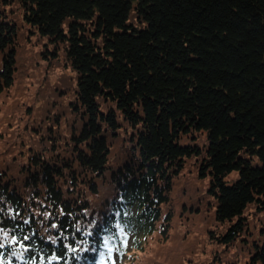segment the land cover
<instances>
[{"label":"trees","instance_id":"trees-1","mask_svg":"<svg viewBox=\"0 0 264 264\" xmlns=\"http://www.w3.org/2000/svg\"><path fill=\"white\" fill-rule=\"evenodd\" d=\"M28 52L70 79L47 107L59 127L0 151V264H105L129 231L135 253L170 242L192 171L206 184L177 214L224 250L243 239L264 209V0H0V96Z\"/></svg>","mask_w":264,"mask_h":264},{"label":"rangeland","instance_id":"rangeland-1","mask_svg":"<svg viewBox=\"0 0 264 264\" xmlns=\"http://www.w3.org/2000/svg\"><path fill=\"white\" fill-rule=\"evenodd\" d=\"M24 62L26 66L24 65L21 69L22 74L20 77L23 83H18L17 86L15 85L11 89L10 93L0 96V132L3 131L4 125L7 126L8 122L12 123L9 124L10 131L4 135V138H0V151L5 150L6 147L16 148L14 149L15 153L11 151L10 153L6 152L9 158L13 154L12 157L16 160L22 159V155L18 153L17 149L21 145L19 136L17 135L20 130L23 128L32 130V123L38 125L37 129L50 128L52 132H54L55 128L59 127V124L55 126V122L50 121V117L48 116L53 114L52 112L57 111V109L53 108L49 110L47 107L50 102H57L59 104L57 95L53 91L59 87L58 85L70 79L67 77L69 73L67 70L65 71L61 66H56L57 63L54 64V67H51L49 63L40 60L37 52H28V55L24 56ZM23 78H26L27 82ZM48 111L51 114H48ZM60 126L63 129L62 135H64L66 127L64 125ZM35 133L36 130L32 135ZM45 133L43 132V134ZM35 138L37 139L38 136L29 137L25 135L24 147L27 146L28 141ZM13 139H15L14 143H12ZM235 176L236 173H231L229 178H234ZM181 182L182 180L173 193L176 202V216L173 219L170 242L169 239L162 241L158 236H154L148 240L143 251L135 253L137 250L131 251V246L136 241L135 233L129 231L125 237L127 243L125 249L119 251L114 248L111 250L106 255L105 264H133L131 263L132 260L135 264H166L174 258H176V262H183V264H222L223 261H220V258H226L227 262L224 261L223 264H229V262L233 264H247L246 262L250 255L248 250L243 247H248L247 244H249L250 248L254 249V240L259 244L264 243V209L257 210L254 207H250L246 211L247 224L243 232V239L237 241L235 246H229L224 250L223 246L210 235L212 232L216 236L218 235L215 227L210 226L211 223L208 222L209 225H207V221L202 222L198 217L193 221H186L184 218H187L185 216L188 214H177L180 206L185 203L182 202L183 200H180L183 196H180L182 187L187 191L186 195L194 194L193 198H197L198 194L203 192L202 189L206 182L200 183L196 179L195 171L185 174L184 183L182 184ZM200 209L201 207L197 208V211ZM209 229L212 230L210 233H208ZM245 239H248V242ZM157 253L159 255H155ZM178 255H184L182 257L183 261Z\"/></svg>","mask_w":264,"mask_h":264}]
</instances>
